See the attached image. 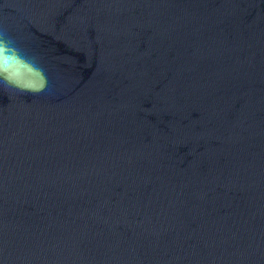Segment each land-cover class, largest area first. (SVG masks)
<instances>
[{
  "label": "water",
  "instance_id": "95a60500",
  "mask_svg": "<svg viewBox=\"0 0 264 264\" xmlns=\"http://www.w3.org/2000/svg\"><path fill=\"white\" fill-rule=\"evenodd\" d=\"M48 89L0 85V264H264V0H0Z\"/></svg>",
  "mask_w": 264,
  "mask_h": 264
},
{
  "label": "clouds",
  "instance_id": "9594fccd",
  "mask_svg": "<svg viewBox=\"0 0 264 264\" xmlns=\"http://www.w3.org/2000/svg\"><path fill=\"white\" fill-rule=\"evenodd\" d=\"M5 84L22 93L39 94L48 89V78L35 57L26 56L0 31V85Z\"/></svg>",
  "mask_w": 264,
  "mask_h": 264
}]
</instances>
